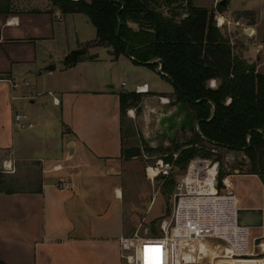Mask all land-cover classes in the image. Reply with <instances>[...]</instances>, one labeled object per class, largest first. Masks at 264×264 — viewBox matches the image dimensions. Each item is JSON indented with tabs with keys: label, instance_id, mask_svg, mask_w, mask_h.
<instances>
[{
	"label": "crops",
	"instance_id": "1",
	"mask_svg": "<svg viewBox=\"0 0 264 264\" xmlns=\"http://www.w3.org/2000/svg\"><path fill=\"white\" fill-rule=\"evenodd\" d=\"M191 1L195 7L216 10L221 0ZM234 11H250L255 18L233 20ZM216 14L220 22H231L219 29L230 39L235 54L264 74V0H229L226 11ZM89 23L85 14L64 15L49 0H12L10 11L0 13V78L22 84L13 91L8 82L0 81V263L129 264L123 258L122 241L129 235L121 183L127 178L128 163L123 152L130 147L124 122L132 119L121 116L120 94L148 84L150 93L144 95L148 103L159 98L157 94L175 90L159 69L137 65L126 55L116 59L106 46H89L86 59L66 68L64 60L70 53L97 39L96 28ZM235 31L238 34L233 36ZM100 49L107 52L106 59L98 57ZM119 70L132 78L126 91L128 83L122 82L119 91L110 85ZM156 79L171 86L153 91L151 84H159ZM49 92L60 99V106L54 105ZM36 93L45 96L31 99ZM12 96L19 99L12 102ZM15 110L28 115L34 128L17 130ZM12 154L16 172L4 173V162ZM244 158L243 154V165L227 177L232 192L231 178L256 179L261 200L248 204L236 197L240 209L264 213V183L257 175L240 172L249 168ZM30 162L39 166H24ZM58 165L63 169L53 171ZM61 180L71 181L72 190H59ZM259 229L258 238H264V226Z\"/></svg>",
	"mask_w": 264,
	"mask_h": 264
},
{
	"label": "trees",
	"instance_id": "2",
	"mask_svg": "<svg viewBox=\"0 0 264 264\" xmlns=\"http://www.w3.org/2000/svg\"><path fill=\"white\" fill-rule=\"evenodd\" d=\"M49 1L64 15L83 13L90 19L97 39L88 46L110 47L116 59L130 48L135 64L154 71L159 68L157 61H163L161 76L173 85L177 101L200 121L188 148L180 152L179 166L199 154L210 156L202 146L208 144L243 153L248 173L264 183V74L235 54L231 41L217 27L216 12L226 11L228 5L208 10L195 7L191 0ZM9 3L4 8L0 4V13L10 11ZM87 54L85 49L70 53L64 66H76ZM211 80H216V89L210 88ZM139 99L140 94H120L121 116Z\"/></svg>",
	"mask_w": 264,
	"mask_h": 264
},
{
	"label": "built area",
	"instance_id": "3",
	"mask_svg": "<svg viewBox=\"0 0 264 264\" xmlns=\"http://www.w3.org/2000/svg\"><path fill=\"white\" fill-rule=\"evenodd\" d=\"M231 22L217 19V27L224 28ZM239 24V23H237ZM160 69V66L159 68ZM163 73V72H162ZM2 82H8L13 91L21 87V83L11 78H0ZM24 86L29 83L24 82ZM126 85V84H123ZM210 88L216 89V80L210 81ZM134 93L146 95L150 93L148 84L137 86ZM52 97L53 103L60 106L61 101L54 93H47ZM45 96L43 93H36L31 99ZM19 98L12 96V102ZM161 105L169 106L171 100L168 97L160 96ZM231 99L227 100V104ZM127 115L134 117V111L128 110ZM13 126L17 130L34 128L28 115L15 110ZM215 151V150H214ZM16 160L13 154L3 165V172L14 174L16 172ZM61 165L53 167V171L59 172ZM173 164L160 158L155 165L147 169L150 179L168 178L172 174ZM45 172V171H44ZM73 184L69 180H61L58 189L61 191L72 190ZM239 202L232 192L228 178L220 181V162L197 158L191 161L187 172L178 179L174 186V207L169 220L164 221L162 230L165 237L161 241H150L137 246L135 255H126L125 249L129 240L122 241L123 258L129 264H202L209 258V245L214 242L219 244L224 257L227 259H245L256 255V247L264 254L263 238L251 239L252 228L239 224L238 213ZM257 241L260 243L257 245ZM207 245L201 252L200 245ZM207 255H209L207 257ZM264 264V259L262 260Z\"/></svg>",
	"mask_w": 264,
	"mask_h": 264
},
{
	"label": "rangeland",
	"instance_id": "4",
	"mask_svg": "<svg viewBox=\"0 0 264 264\" xmlns=\"http://www.w3.org/2000/svg\"><path fill=\"white\" fill-rule=\"evenodd\" d=\"M9 0H0L2 8L4 4ZM198 3L207 4L209 0H197ZM10 8L12 6V0H10ZM255 14L250 11H234L231 13L233 20L240 19L241 21H252ZM216 14V22H217ZM77 22V21H76ZM91 24V23H89ZM92 26V25H90ZM239 28V27H238ZM238 34L237 31L233 32V36ZM228 34V32H227ZM230 40V39H229ZM239 42V41H238ZM241 43V42H239ZM82 49L89 50V46L83 47ZM98 57L101 59H106L107 52L104 49H100L96 52ZM105 63L99 65L103 66ZM111 84L114 85V91H119L122 89V82L128 83L127 88L123 90H128L132 78L127 72L119 70L112 75ZM159 84H151L152 90H162L167 91L171 84H164L160 79H156ZM90 82V86H91ZM168 97L171 101L177 100L175 91L171 94L160 95L157 94L156 97ZM227 104V103H226ZM161 103L159 98L153 99V101L148 102L144 95H140V99L137 102L132 103L126 108L124 116L127 115L128 110L132 109L134 111V117L131 118V123L129 121L124 122V136L127 145L130 146H140L143 149L144 157L138 159L127 160V178L121 183L125 191V199L128 207L126 224L128 229V240L129 243L126 246L125 254L135 255L137 246H141L142 243H147L150 241H161L164 239L165 234L162 230V224L164 221L170 219L172 210L174 207V186L178 179H180L187 172L188 167L192 160L201 158L212 161L220 162V181L227 178L228 175L234 173V169L243 165L242 159L243 153L229 151L222 148H214L208 144H202L210 152V156L204 157L201 154L194 157L189 161L186 166H179L177 161L180 158V152L188 148L187 144L193 138L194 130H180L177 133L176 139L171 142V140L165 137L164 130L162 131L159 126V121L163 117L159 111L162 108H169V106H160ZM167 136V135H166ZM177 147H180L177 149ZM200 151L201 146L196 147ZM153 150V151H151ZM215 150V151H214ZM160 158L168 159L172 162L173 169L172 174L168 178H159L152 180L148 176L147 169L155 165L156 161ZM248 161V160H247ZM27 166H39L38 162H30ZM21 169V168H20ZM249 171L247 169H240L241 173ZM233 182V191L236 196L240 197L242 201L248 204H252L255 201L261 200V189L259 182L252 178H231ZM262 228V227H261ZM261 233L259 228L251 230V239L258 237ZM264 241V238H263ZM260 241H257V245ZM209 245V258L206 259L202 264H218V262L226 261L223 258L224 251H221L219 244L214 242L207 243ZM256 255L251 258L245 259H234L231 264H241V263H255L263 264L264 254L261 249L256 247ZM216 256V257H215ZM125 261H127L125 259ZM213 261V263H211Z\"/></svg>",
	"mask_w": 264,
	"mask_h": 264
},
{
	"label": "water",
	"instance_id": "5",
	"mask_svg": "<svg viewBox=\"0 0 264 264\" xmlns=\"http://www.w3.org/2000/svg\"><path fill=\"white\" fill-rule=\"evenodd\" d=\"M229 0H221L219 4L221 5H228ZM250 31L248 34H250ZM117 36H120V29L117 32ZM127 57H130V48L127 49L126 54ZM157 63L160 66V69L158 72L163 75L162 73V67H163V61H157ZM52 69H54L52 67ZM174 108L173 112H170L171 109ZM160 114L163 115V117L159 121V126L161 130L165 131L164 135L165 137L171 140L173 142L176 137L177 133L180 130H194L199 129L200 121H196L195 116L193 112L180 103L177 100H174L169 105V108H162L159 111ZM169 122V123H167ZM169 124L176 125V127H167ZM167 135V136H166ZM123 157L127 160L131 159H138L144 157V152L142 147L140 146H130L124 149ZM246 161L247 159L244 158ZM238 220L239 224L248 227V228H261L264 226V213L262 210L258 209H240L238 213Z\"/></svg>",
	"mask_w": 264,
	"mask_h": 264
},
{
	"label": "bare ground",
	"instance_id": "6",
	"mask_svg": "<svg viewBox=\"0 0 264 264\" xmlns=\"http://www.w3.org/2000/svg\"><path fill=\"white\" fill-rule=\"evenodd\" d=\"M173 110H174V108H172L170 112H173ZM167 123H169V122H167ZM167 127L172 128V127H176V125L169 124ZM205 248H207V245H206V244H205V246H204V245H200V250H201V252L204 251ZM208 256H209V255H207V257H208ZM224 258H227V257H224Z\"/></svg>",
	"mask_w": 264,
	"mask_h": 264
}]
</instances>
